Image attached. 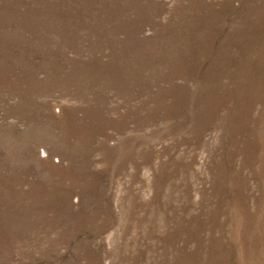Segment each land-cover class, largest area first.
<instances>
[{"label": "rangeland", "instance_id": "rangeland-1", "mask_svg": "<svg viewBox=\"0 0 264 264\" xmlns=\"http://www.w3.org/2000/svg\"><path fill=\"white\" fill-rule=\"evenodd\" d=\"M0 264H264V0H0Z\"/></svg>", "mask_w": 264, "mask_h": 264}]
</instances>
